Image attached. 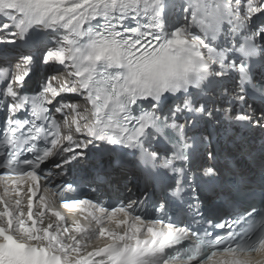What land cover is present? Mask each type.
<instances>
[{"label": "snow or ice", "instance_id": "snow-or-ice-1", "mask_svg": "<svg viewBox=\"0 0 264 264\" xmlns=\"http://www.w3.org/2000/svg\"><path fill=\"white\" fill-rule=\"evenodd\" d=\"M0 46V264H249L239 257L264 251V176L242 189L222 181L208 131L222 117L264 132V0H0ZM40 63L52 74L35 80ZM81 98L83 110L71 102ZM201 157L213 162L202 171ZM84 164L97 181L134 172L140 206L51 187ZM259 164L264 173V149ZM42 180L64 209L88 212L87 227L44 195L34 211ZM9 181L32 182L26 212ZM206 190L226 205L242 192L248 207L218 222Z\"/></svg>", "mask_w": 264, "mask_h": 264}, {"label": "rangeland", "instance_id": "rangeland-1", "mask_svg": "<svg viewBox=\"0 0 264 264\" xmlns=\"http://www.w3.org/2000/svg\"><path fill=\"white\" fill-rule=\"evenodd\" d=\"M62 76H63V75H60V77H59V78H62Z\"/></svg>", "mask_w": 264, "mask_h": 264}, {"label": "bare ground", "instance_id": "bare-ground-1", "mask_svg": "<svg viewBox=\"0 0 264 264\" xmlns=\"http://www.w3.org/2000/svg\"><path fill=\"white\" fill-rule=\"evenodd\" d=\"M60 77V76H59ZM73 102H75V101H73Z\"/></svg>", "mask_w": 264, "mask_h": 264}]
</instances>
